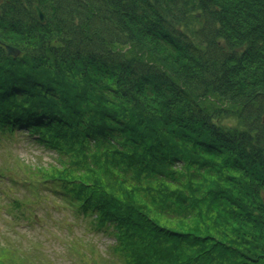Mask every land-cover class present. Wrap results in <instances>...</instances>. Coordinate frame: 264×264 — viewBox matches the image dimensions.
Instances as JSON below:
<instances>
[{
	"label": "trees",
	"instance_id": "16d2710c",
	"mask_svg": "<svg viewBox=\"0 0 264 264\" xmlns=\"http://www.w3.org/2000/svg\"><path fill=\"white\" fill-rule=\"evenodd\" d=\"M19 129L60 167L0 179L61 195L111 264H264V0H0V144Z\"/></svg>",
	"mask_w": 264,
	"mask_h": 264
},
{
	"label": "rangeland",
	"instance_id": "374dc122",
	"mask_svg": "<svg viewBox=\"0 0 264 264\" xmlns=\"http://www.w3.org/2000/svg\"><path fill=\"white\" fill-rule=\"evenodd\" d=\"M21 134L25 135L24 132ZM17 141L0 144V166L9 165L18 182L24 175L14 159L9 162L11 151L31 168L38 163L60 167V160L53 149L22 135ZM1 182L4 185L0 184V259L6 263L0 261V264L13 262L8 248L17 253L13 258L19 264H105L103 261L111 264L110 248L114 238L95 229L83 216L74 215L72 206L61 195L13 189L10 187L12 179L7 176L2 177ZM13 197L28 207L27 218L12 220L5 202Z\"/></svg>",
	"mask_w": 264,
	"mask_h": 264
},
{
	"label": "water",
	"instance_id": "95a60500",
	"mask_svg": "<svg viewBox=\"0 0 264 264\" xmlns=\"http://www.w3.org/2000/svg\"><path fill=\"white\" fill-rule=\"evenodd\" d=\"M35 9H36V12H37V15L40 21L45 22V14L38 4H35ZM5 49H6L7 55L9 56L12 55L14 57H17L18 55H20V50L12 45L6 44Z\"/></svg>",
	"mask_w": 264,
	"mask_h": 264
}]
</instances>
